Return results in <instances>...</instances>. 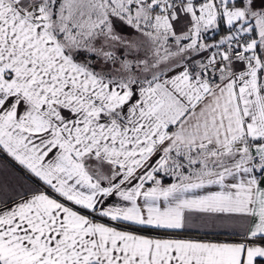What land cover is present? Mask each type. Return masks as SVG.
Instances as JSON below:
<instances>
[{"label": "snow or ice", "instance_id": "6c2138e0", "mask_svg": "<svg viewBox=\"0 0 264 264\" xmlns=\"http://www.w3.org/2000/svg\"><path fill=\"white\" fill-rule=\"evenodd\" d=\"M0 264H264V0H0Z\"/></svg>", "mask_w": 264, "mask_h": 264}]
</instances>
